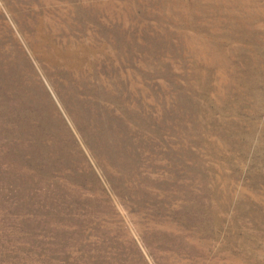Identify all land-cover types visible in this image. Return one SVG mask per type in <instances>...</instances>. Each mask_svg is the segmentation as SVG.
<instances>
[{"label":"rangeland","instance_id":"rangeland-1","mask_svg":"<svg viewBox=\"0 0 264 264\" xmlns=\"http://www.w3.org/2000/svg\"><path fill=\"white\" fill-rule=\"evenodd\" d=\"M0 264H264V0H0Z\"/></svg>","mask_w":264,"mask_h":264},{"label":"bare ground","instance_id":"bare-ground-1","mask_svg":"<svg viewBox=\"0 0 264 264\" xmlns=\"http://www.w3.org/2000/svg\"><path fill=\"white\" fill-rule=\"evenodd\" d=\"M70 100V99H69Z\"/></svg>","mask_w":264,"mask_h":264}]
</instances>
